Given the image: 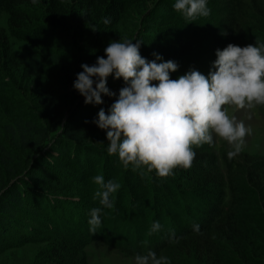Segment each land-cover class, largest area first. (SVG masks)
I'll return each mask as SVG.
<instances>
[{
    "label": "trees",
    "instance_id": "16d2710c",
    "mask_svg": "<svg viewBox=\"0 0 264 264\" xmlns=\"http://www.w3.org/2000/svg\"><path fill=\"white\" fill-rule=\"evenodd\" d=\"M174 3L0 0V253L33 241L34 230L43 226L61 235L49 250L50 264H88L85 249L97 237L128 256L155 251L169 264H264V156L229 159V150L204 144L194 146L191 168L177 167L165 178L142 176L124 168L118 155H108L107 130L94 122L101 108L109 112L118 99L123 78H107L116 95L104 96L109 101L99 105L86 104L74 88L82 64L107 58L104 50L113 41L140 42L149 61L153 53L175 61L172 79L193 69L208 75L216 50L230 43H264V0H207L210 14L192 22ZM259 109L264 116V106ZM69 111L92 129L91 149L71 144L60 132ZM110 159L118 174L126 173L127 188L111 194L112 207L104 208L94 199L92 178L102 171L107 182ZM61 192L102 208L96 233L90 213L70 210L54 195ZM117 221L128 229L133 223L132 234L121 235L111 226ZM156 221L161 230L148 235ZM197 224L199 232L193 230ZM173 231L180 238L175 244Z\"/></svg>",
    "mask_w": 264,
    "mask_h": 264
},
{
    "label": "clouds",
    "instance_id": "9594fccd",
    "mask_svg": "<svg viewBox=\"0 0 264 264\" xmlns=\"http://www.w3.org/2000/svg\"><path fill=\"white\" fill-rule=\"evenodd\" d=\"M173 7L190 22L210 14L207 0H175ZM104 51L107 58L98 57L92 66L82 64L74 88L85 97L86 104L99 105L104 103L102 93L116 95L107 87L111 74L126 82L109 112L101 108L94 121L107 130L108 155H118L124 168L139 170L142 176L155 171L160 178L172 175L177 167L189 169L196 156L194 146H213V134L231 146L229 159L242 151L252 129L230 116L225 106H264V43L258 38L255 44L244 47L230 43L217 49L214 70L208 75L193 69L178 79L170 76L179 67L175 61H165L157 53L149 61L140 53V42L113 41ZM92 179L99 185L94 199L98 198L104 208H111L110 196L120 188L119 183L105 182L103 175ZM101 213L100 207L90 212L88 223L93 234L102 224ZM161 227L154 222L148 235ZM193 230L199 232L200 226L193 225ZM179 239L173 231L170 242L175 244ZM135 264H169V260L149 250L137 254Z\"/></svg>",
    "mask_w": 264,
    "mask_h": 264
},
{
    "label": "rangeland",
    "instance_id": "374dc122",
    "mask_svg": "<svg viewBox=\"0 0 264 264\" xmlns=\"http://www.w3.org/2000/svg\"><path fill=\"white\" fill-rule=\"evenodd\" d=\"M1 16L0 20L2 21ZM14 44L17 47L26 48V45L21 42L15 41ZM153 83L158 82L153 81ZM104 96L109 95L102 93L103 100L109 101V99ZM225 108L227 109L230 116L234 115L238 121H243L246 127H250L252 129L251 134L245 137V142L240 153L264 156V116L262 115L259 106L250 109H237L235 105H226ZM75 112L76 111H69L66 113L60 132L68 141H70L71 144L77 145V147L91 149L89 145L95 142V140L93 139V135L91 134L92 129H89V127L80 126L79 117L78 115L74 114ZM213 138L217 149L224 148L230 150L231 146L226 141L220 139L219 137H216L215 134H213ZM115 164L116 163L114 159H110V161H108V169L104 171L105 178L107 179V181L113 180L114 182L119 183L120 187L124 186L122 190L123 192H126V173L118 174L117 171L119 168L116 167L118 164ZM66 170V173L69 172L70 175L68 180H74L71 177L70 169ZM154 172L155 171H153L152 173ZM99 174L101 175L102 171H100ZM137 187H140V185H138ZM98 189L99 185H95V192ZM36 190L38 191V189ZM118 192H120V188L115 193H113V195L117 194ZM46 194L48 195V193L45 192V195ZM54 195H57V197L59 198L58 201H60L64 205L69 206L68 208L74 212L75 210L78 212L80 210V212L85 211L87 213H90L93 209L90 203L88 204L85 201L81 202L80 197H78V195L74 196L75 194L73 193L61 192ZM71 198L75 202H71ZM116 198L118 199V196H116ZM132 224L133 223H131V229H128V223L121 224L119 223V221L112 222L111 226L115 229H119V232L121 231V235L125 237L130 236L127 235V231L132 234ZM33 237V241L25 243L20 247L2 251L0 253V264H50V257L48 256L49 250H51V247L54 245L55 239L61 237V235L59 233H55V231L51 229L49 231H46L44 227L41 226V229L34 230ZM85 252L88 259V264H135V256L125 255L121 251V249L111 246L109 243L105 242L99 237L93 240L86 247Z\"/></svg>",
    "mask_w": 264,
    "mask_h": 264
}]
</instances>
